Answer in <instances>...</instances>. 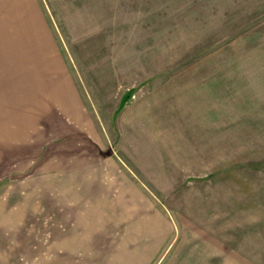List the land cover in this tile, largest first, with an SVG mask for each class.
<instances>
[{
  "label": "rangeland",
  "instance_id": "1",
  "mask_svg": "<svg viewBox=\"0 0 264 264\" xmlns=\"http://www.w3.org/2000/svg\"><path fill=\"white\" fill-rule=\"evenodd\" d=\"M0 264H264V0H0Z\"/></svg>",
  "mask_w": 264,
  "mask_h": 264
},
{
  "label": "trees",
  "instance_id": "2",
  "mask_svg": "<svg viewBox=\"0 0 264 264\" xmlns=\"http://www.w3.org/2000/svg\"><path fill=\"white\" fill-rule=\"evenodd\" d=\"M130 98V93H125L122 97L121 100L119 101L118 107L116 109V112H118L122 106L125 104V102Z\"/></svg>",
  "mask_w": 264,
  "mask_h": 264
}]
</instances>
